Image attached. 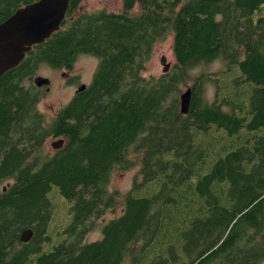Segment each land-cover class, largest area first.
Listing matches in <instances>:
<instances>
[{"label":"trees","instance_id":"1","mask_svg":"<svg viewBox=\"0 0 264 264\" xmlns=\"http://www.w3.org/2000/svg\"><path fill=\"white\" fill-rule=\"evenodd\" d=\"M34 1L0 0V23ZM82 3L0 76V264H263L264 0H123L118 13ZM168 34L173 63L144 76ZM79 54L97 58L92 80L46 122L35 70L71 69ZM217 58L222 69L192 76ZM51 137L64 143L49 152ZM131 151L139 169L123 211L86 241L120 197L110 175ZM53 187L71 202L63 239Z\"/></svg>","mask_w":264,"mask_h":264},{"label":"rangeland","instance_id":"2","mask_svg":"<svg viewBox=\"0 0 264 264\" xmlns=\"http://www.w3.org/2000/svg\"><path fill=\"white\" fill-rule=\"evenodd\" d=\"M81 8L89 13L100 11L118 13L122 11L123 0H83ZM140 12L141 6L139 3H136L132 8L131 13L138 14ZM27 18L28 17L21 19L20 23L25 21ZM172 41V34H168L164 39L154 43L151 56L145 63V69L142 72L144 76L158 75L162 73L164 69H168V67L171 66L174 60L172 54ZM97 61V58L91 55L79 54L76 57L71 69L53 68L45 63L38 64L35 70L34 84L41 88L42 96L37 104V108L40 112H42L46 122H50L56 112L70 101L79 86L82 84L88 85L91 82ZM223 66L222 59L217 58L212 62L197 65L191 71V74L194 76L200 72L213 73L222 69ZM187 87H190V82L185 83L182 91H184ZM207 87L208 97L212 98L213 86L212 84H209ZM57 139L59 138H49L45 146V150L49 152L54 151L52 142ZM129 158L133 161L131 166L123 170L115 168L110 175L108 185L109 190L118 191L120 193V197H117L114 207L109 208L104 216L95 221L92 230L85 236L86 241L100 239L102 236V223L108 219L117 217L122 213L124 207L123 196L131 188L133 178L139 169V154L131 151ZM6 183L7 182L4 184ZM2 185L3 184H0V188ZM143 188L150 193L147 186L142 187V189ZM52 189V192L49 193V197L53 198L55 208L52 221V223L55 224V226H53V232L56 230L61 232V234L56 235V238L60 237V239H63L65 237V233L62 234V231L67 226L71 218L69 213V206L71 202L57 194L54 187ZM121 264H130L128 255L124 257Z\"/></svg>","mask_w":264,"mask_h":264},{"label":"water","instance_id":"3","mask_svg":"<svg viewBox=\"0 0 264 264\" xmlns=\"http://www.w3.org/2000/svg\"><path fill=\"white\" fill-rule=\"evenodd\" d=\"M69 2L70 0H36L20 7L0 23V76L18 65L33 45L44 42L53 32L59 30ZM25 17L28 18L20 23ZM84 87L85 84H82L78 90ZM191 95V87L180 94L182 114L188 112ZM63 143L64 139L59 138L52 142V146L58 149ZM31 235L32 231L26 229L22 232L20 240L26 242Z\"/></svg>","mask_w":264,"mask_h":264},{"label":"flooded vegetation","instance_id":"4","mask_svg":"<svg viewBox=\"0 0 264 264\" xmlns=\"http://www.w3.org/2000/svg\"><path fill=\"white\" fill-rule=\"evenodd\" d=\"M28 52H29V51H28ZM79 87H80V86H79ZM77 91H78V88L76 89L75 93H77ZM75 93H74V94H75ZM58 138H60V137H58Z\"/></svg>","mask_w":264,"mask_h":264},{"label":"bare ground","instance_id":"5","mask_svg":"<svg viewBox=\"0 0 264 264\" xmlns=\"http://www.w3.org/2000/svg\"><path fill=\"white\" fill-rule=\"evenodd\" d=\"M58 140V139H57ZM54 141H56V140H54ZM22 242V241H21Z\"/></svg>","mask_w":264,"mask_h":264}]
</instances>
